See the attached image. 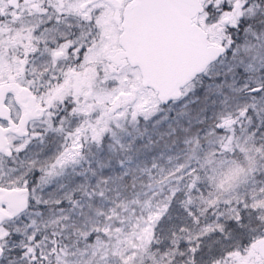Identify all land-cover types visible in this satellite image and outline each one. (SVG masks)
<instances>
[{"label":"snow or ice","instance_id":"1","mask_svg":"<svg viewBox=\"0 0 264 264\" xmlns=\"http://www.w3.org/2000/svg\"><path fill=\"white\" fill-rule=\"evenodd\" d=\"M0 264H264V0H0Z\"/></svg>","mask_w":264,"mask_h":264}]
</instances>
